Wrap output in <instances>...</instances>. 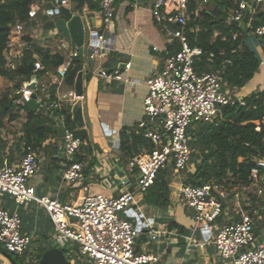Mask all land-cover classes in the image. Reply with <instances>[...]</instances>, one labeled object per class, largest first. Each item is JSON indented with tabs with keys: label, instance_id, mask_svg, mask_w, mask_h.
Returning a JSON list of instances; mask_svg holds the SVG:
<instances>
[{
	"label": "built area",
	"instance_id": "1",
	"mask_svg": "<svg viewBox=\"0 0 264 264\" xmlns=\"http://www.w3.org/2000/svg\"><path fill=\"white\" fill-rule=\"evenodd\" d=\"M189 1L154 0L152 15L155 22L163 27L169 39L178 41L180 49L173 55L166 51L161 68L146 80L142 118L137 126L143 130L152 149L134 157L138 176L133 186L122 181L123 190L118 195L89 194L80 205L65 204L56 196L39 195L29 184L38 174L40 165L31 147L26 148L19 163L0 165V192L10 195L20 206L34 203L43 208L56 235L75 243L82 256L94 264H155L159 261L156 254L135 253L137 240L145 232L150 241H156L166 233L157 229L154 218L146 217L140 210L139 197L148 192L158 173L168 164H172L178 173L188 170L194 151L190 127L196 123H212L221 107L235 103L234 98L224 90L220 72L198 74L195 70L196 59L203 51L191 47L186 35V26L191 19ZM262 2L264 0H236L237 8L230 20L240 23L246 11L254 13V4ZM100 7L103 28L89 31L83 53L80 46L72 47L67 41L60 42L59 51L64 63L56 68L52 77L56 86L55 98L54 93L49 92V86L39 83L35 76V90L27 87L34 77L22 82L16 90L19 103L24 105V102L34 99L38 104L36 112L61 111L59 90L66 83L72 60L86 51L91 60L100 59L114 49L116 39L112 26L116 18V0H100ZM36 13V4L32 2L29 15L34 17ZM23 33L24 25L16 22L11 35L21 36ZM255 35L263 37L264 26L257 28ZM6 59L5 69L15 72L17 63L12 62L8 55ZM22 59L23 55L17 56L18 61ZM31 64L35 73L45 69L38 59ZM130 68L131 64H127L125 69L129 71ZM98 73L109 80H124L119 71L108 73L101 69ZM68 98L74 105L79 99L84 101L85 95L78 96L73 89ZM61 117L64 122V116ZM63 129L66 168L62 179L68 186H75L83 179L85 170V163L75 161V157L86 140L76 135L77 130L67 129L65 123ZM255 161L251 176L258 182L264 170V158ZM259 193L263 194V190ZM226 197L220 185L211 182L202 186L182 183L177 194L179 204L194 211L196 227L200 228L204 237L203 245H213L217 250L218 264H264V238L257 236L259 224L264 225V203L260 211L242 212L238 220L223 222L216 227L217 219L223 214ZM0 244L11 255L25 257L27 264H35L32 256H26L32 237L22 233L19 213L0 208Z\"/></svg>",
	"mask_w": 264,
	"mask_h": 264
},
{
	"label": "crops",
	"instance_id": "2",
	"mask_svg": "<svg viewBox=\"0 0 264 264\" xmlns=\"http://www.w3.org/2000/svg\"><path fill=\"white\" fill-rule=\"evenodd\" d=\"M204 1L203 4H206L207 0ZM33 2L37 7L36 15L34 17L29 15L28 23H23L19 19L16 21L24 25V33L21 36L11 35L8 44L7 55L12 62L17 63V70L21 69L23 64V59L17 60L19 55L28 52L32 54L30 67L34 60L41 61V54L61 56L59 51L61 41L69 42L72 47L78 46L56 28V23L62 16L61 13L57 14L61 7L69 9L73 15L82 16L86 43L91 29L103 28L100 0H33ZM153 4L154 0H116V18L112 26L116 39L114 49L103 58L96 60H91L87 51L82 55L84 58V112L90 142L93 143V152L89 153L88 149V152L83 153V155L87 154L84 162L85 170L91 161L94 166L88 177L84 171L83 179L75 186H68L62 179L66 168L63 155L64 122L62 117L56 112L41 111L52 120L49 125L53 127L54 134L43 145V148L36 152L40 162L39 172L29 181V184L36 189L39 195L56 196L65 204L80 205L86 195L95 193L118 195L123 190L122 181H127L132 186L136 182L138 170L133 163L134 158H129L121 149L120 133L124 129L129 132L138 125L142 118L146 80L153 72L161 68L167 48L175 41L169 39L163 27L155 22L152 15ZM201 6L200 4V9ZM198 13L199 10L195 12V14ZM249 44L260 61H264V50L260 42L256 38H252L249 40ZM127 64H131L129 71L125 69ZM101 69L108 73L119 71L123 74L124 80H109L101 77L98 73ZM55 71L56 69H49L39 79V83L49 86L50 93H54L56 89L52 79ZM87 76H90L88 83L85 82ZM28 80L22 75L14 81H9L14 83L11 87L17 90L18 83L21 84ZM257 88L261 89L257 90ZM73 89L74 87H69L65 83L59 90L64 110L71 111L72 109V101L68 97ZM224 90L239 101L264 90V65L260 66L255 78L245 87L230 88L225 85ZM17 122L6 123V127L2 130L3 134L16 127ZM14 129L20 134L19 128ZM196 129L195 124L190 127V137L196 132ZM21 157L15 156L10 164L7 159H4L3 164H17ZM197 162H191L188 170L182 173H178L172 164H168L164 168L167 170L166 178L170 187V204L166 209L160 210L148 206L143 200L144 196L139 197V208L146 217L154 218L155 221L158 218L171 219L170 222L165 223L156 221L157 229L166 231L165 234H161L156 241H150L146 235V240H142L139 244L138 253H153L159 256V261L155 264L219 263L220 258L215 247L203 245L204 237L200 228L196 227L194 211L183 207L177 200L180 184L185 183L191 174L196 173ZM251 179L252 182L249 186L238 185L233 189L218 184L227 197L223 200L222 215L224 219L222 222L217 221L216 227H219L223 222L238 220L242 212L260 211L264 202V170L260 181L256 182L252 176ZM259 190H263V194H260ZM0 208L20 214L22 233L32 237V244L26 252V256H32L33 263L37 262L41 249L57 247L67 251L65 254L73 264H94L88 258L78 254L79 247L75 243L56 235L43 208L34 203L20 206L10 195L1 192ZM173 222L181 229L170 228ZM257 236L260 239L264 238L263 224H259ZM22 259L24 260L23 264H27L26 258L22 257ZM0 264L12 263L0 252Z\"/></svg>",
	"mask_w": 264,
	"mask_h": 264
},
{
	"label": "trees",
	"instance_id": "3",
	"mask_svg": "<svg viewBox=\"0 0 264 264\" xmlns=\"http://www.w3.org/2000/svg\"><path fill=\"white\" fill-rule=\"evenodd\" d=\"M203 1H189L191 19L186 26L190 46L201 48L203 51L196 59L195 70L198 74L220 72L224 85L230 88H243L255 78L261 66V61L250 46L249 40L256 38L264 50V36L255 35L256 29L264 26V2L254 4V13L246 11L241 22L237 23L230 20L232 12L237 8L236 0H207L206 4L210 3L211 7L200 9ZM32 2L33 0H0V77L11 81L22 75L28 79L34 76L40 79L47 70L56 69L64 63L62 56L41 54V63L45 69L33 74L29 67L32 54L28 52L23 55L21 69L15 72L5 69L11 33L18 19L28 23ZM197 10L199 13L195 14ZM179 49L180 45L175 40L167 48V53L173 55ZM83 65L82 56L72 60L66 77V84L69 87H74L77 75L83 71ZM89 80L90 76H87L85 82L88 83ZM19 87L18 83L16 88ZM18 100L17 95L10 97L9 94L0 93V165L4 159H7L9 164L12 163L15 156H22L28 147L36 153L54 134L53 127L49 125L51 119L41 111L32 112ZM234 101V104L221 107L212 123L195 124L197 129L191 137V147L194 150L191 162H197L196 158L199 155L201 160L196 163L197 171L189 176L186 184L202 186L211 182L230 189L238 185L251 184L252 169L256 166L255 159L264 158V90L240 101L237 99ZM56 113L64 116L67 129H77L70 110L62 109ZM19 120L23 121L20 134L14 128L3 134L2 130L6 123L11 124ZM258 128L260 130H257ZM76 135L84 139L80 130ZM120 137L121 149L131 159L152 149L144 137L143 130L137 125L129 132L127 129L122 130ZM92 146V142H86L76 155L75 161L85 162L87 154L83 153L88 149L89 153L93 152ZM93 166L94 163L91 161L84 170L86 177L91 173ZM166 177L167 170H161L154 185L144 195L143 200L148 206L160 210L169 206L170 187ZM223 219L222 215L217 221L222 222ZM176 227L181 229L174 222L170 225L172 229ZM47 249L39 251L35 264H38ZM78 250V254L82 255L80 249ZM13 258L18 264L24 262L22 257L13 255Z\"/></svg>",
	"mask_w": 264,
	"mask_h": 264
},
{
	"label": "water",
	"instance_id": "4",
	"mask_svg": "<svg viewBox=\"0 0 264 264\" xmlns=\"http://www.w3.org/2000/svg\"><path fill=\"white\" fill-rule=\"evenodd\" d=\"M61 13L62 16L58 19L56 23V28L58 31L62 32V34L69 39L70 41H74L78 46L81 47V52L83 53V45L85 43V26L83 23V18L80 15H73L71 11L65 7H61L57 14ZM30 69L33 70V65L30 66ZM37 78L34 77L32 82L27 84V87L31 90L36 89ZM75 92L78 96L84 95V72L81 71L76 77ZM24 105L31 110L32 112H36L38 104L33 99L29 102H24ZM72 121L75 126L81 131L86 142H90V137L87 130V124L85 120V112H84V101L79 99L71 109ZM159 223L170 222L171 219L168 218H158L156 220ZM146 232L140 236L137 241L135 253L139 252V244L142 240H146ZM0 252L12 263L18 264L13 256L7 252V250L0 244ZM38 264H73L66 256L65 252L57 247L47 249Z\"/></svg>",
	"mask_w": 264,
	"mask_h": 264
},
{
	"label": "rangeland",
	"instance_id": "5",
	"mask_svg": "<svg viewBox=\"0 0 264 264\" xmlns=\"http://www.w3.org/2000/svg\"><path fill=\"white\" fill-rule=\"evenodd\" d=\"M202 6H201V9H208V8H210L211 6H210V3L209 4H201ZM43 23V22H42ZM13 84L14 83H10V81L9 80H7V79H1L0 78V93L1 94H9V96L10 97H13V96H15V94H16V90H14L12 87H11V85L13 86ZM259 89H261V88H257V90H259ZM22 120H19L18 122H17V126L16 127H13V128H21V124H22ZM7 129H9V127H7ZM197 153H199V150H197ZM200 156V155H199ZM197 157L196 158V161H198V162H200V160L201 159H199L200 157ZM217 231V230H216ZM214 234H215V231H214ZM215 236V235H214Z\"/></svg>",
	"mask_w": 264,
	"mask_h": 264
}]
</instances>
